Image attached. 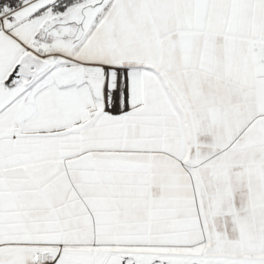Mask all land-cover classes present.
I'll list each match as a JSON object with an SVG mask.
<instances>
[{
  "label": "snow or ice",
  "instance_id": "1",
  "mask_svg": "<svg viewBox=\"0 0 264 264\" xmlns=\"http://www.w3.org/2000/svg\"><path fill=\"white\" fill-rule=\"evenodd\" d=\"M0 264H264V0H0Z\"/></svg>",
  "mask_w": 264,
  "mask_h": 264
}]
</instances>
